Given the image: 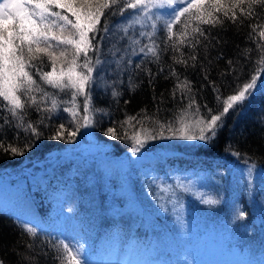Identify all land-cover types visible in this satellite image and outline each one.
Instances as JSON below:
<instances>
[{
    "label": "trees",
    "instance_id": "trees-1",
    "mask_svg": "<svg viewBox=\"0 0 264 264\" xmlns=\"http://www.w3.org/2000/svg\"><path fill=\"white\" fill-rule=\"evenodd\" d=\"M121 4L122 0H118V5L113 6L110 13L106 12L107 20L101 18L100 26L106 24L109 31L100 33L106 36L99 54L104 62L98 66L99 71L93 72L91 126L79 127L83 123L80 119L84 115L83 95L77 96L74 108L71 102L74 90L61 91L41 79L44 72L52 71L51 61L43 54L31 61L36 67L26 69L37 81L30 93L35 103L23 92L18 93L25 107L17 110L18 115L14 117L9 111L10 105L0 98V143L3 144L0 147V264H62L58 257L63 258V264H68L63 245H69L75 252L78 247L65 240V228H73L80 238L85 237L93 254L107 259L106 264H114L108 255L116 249L125 254L144 249L153 260H160L161 253H155L154 249L160 252L161 246L168 255L164 264H174V249L182 246L183 240H190L187 247H192V254L198 256L203 249L197 246L206 238L203 227L185 233L190 235L184 239L173 227L176 219L169 218L172 199L167 196L169 191L163 189L175 185L170 168L201 163L207 168L221 169V174L213 180L217 186L206 191L215 197L222 195L232 180L228 173H223L226 167L244 168L258 174L256 182L264 185V52L261 51L264 38L259 37V31L264 30V12L254 8L256 15L246 18L237 10L235 21L224 18L222 12L215 13L223 21L215 24L191 20L186 42L181 44L185 18L173 24L171 36L167 30L166 21H171L173 8H154L144 15L142 10L121 8ZM229 4L230 0H225V5ZM197 26L205 30L210 39L193 33L192 29ZM193 37L197 38L195 47L187 43ZM202 40H206L207 47L199 42ZM153 44L159 59L151 53L139 52L141 47ZM60 48L67 49L66 58L58 61L55 68L67 71L73 49L65 45ZM191 54L196 56L195 61L189 58ZM89 56H93L91 51ZM182 60H187V65L177 62ZM78 62L83 63L82 56ZM81 70L86 71L77 69ZM253 76L257 77L255 87L243 102L223 116L215 137L208 141L181 138L178 131L181 127L194 124V128L189 126L190 131L197 133V123L221 113L224 100L236 94L245 83H251ZM38 88L48 95L44 96ZM113 91L119 95L114 97ZM66 107L77 111L76 118L63 110ZM29 125L34 126L39 135H35ZM60 125H64L63 138L54 139ZM109 128L116 130L117 138L108 134ZM73 131L76 135L70 138L69 133ZM134 135L144 141L141 150L160 155L151 156L142 165L157 168L155 180L145 184L154 188L146 191L132 170L128 172L131 194L123 192L111 198L112 208V202L105 200L109 191L106 182L101 189L96 184H86V166L101 158L106 162L129 158L135 145ZM151 135L156 138L149 139ZM10 146L17 149L15 154ZM70 168L75 169L72 176H68ZM125 177L121 180L115 177L111 185L114 193ZM60 190L64 191L59 201L61 214L55 208V193ZM162 191L166 199L164 214L157 208ZM239 193V209L236 219L233 222L230 219L228 231L244 232L249 249L260 248L264 253V205L263 216L251 212L252 206L245 194L242 190ZM93 199L97 200L96 204H92ZM193 199H187L188 206L195 205L198 208L195 211L200 213L199 206H204L201 203L198 206ZM215 201L210 204L214 206L212 212L211 208H205L202 213L208 217L205 222H215L223 228L229 223L228 204L225 197ZM19 202L25 203L23 211L34 216V223L26 221L11 206ZM241 212L243 216L239 215ZM211 213L219 217L210 216ZM63 220L66 226L62 230L53 226V223L63 226ZM234 222H237L235 227ZM112 244H116L114 249ZM246 262L241 258L225 264Z\"/></svg>",
    "mask_w": 264,
    "mask_h": 264
},
{
    "label": "snow or ice",
    "instance_id": "snow-or-ice-1",
    "mask_svg": "<svg viewBox=\"0 0 264 264\" xmlns=\"http://www.w3.org/2000/svg\"><path fill=\"white\" fill-rule=\"evenodd\" d=\"M118 5V0H0V98L6 101L9 111L15 117L18 115L17 110H22L25 107L18 93L23 92L29 96V99L35 103V97L30 93L34 90L33 86L37 84L36 79L26 69L36 67L31 64L34 59H39L41 54L46 55L52 64V71L44 72L41 76L48 85L53 88L74 90L71 94V102L75 108L77 96L83 95V112L80 117L83 121L79 127H88L93 123L89 113L92 109L91 86L94 83L93 72L99 71L98 66H102L103 62L100 57L101 42L106 39V36H100V33H108L109 29L101 25V18L107 20L106 12L110 13L113 6ZM247 7H244V6ZM168 6L174 9L171 21H166L169 36L172 35L173 24L181 23V18L184 17L183 31L180 43L184 44L187 37V29L191 20L199 21L203 24L208 23H223L215 13H223V17L235 21L237 19V10L243 17H253L256 13L253 11L257 8L258 11L264 12V0H230L229 5H225V0H122L121 8L131 10H142L144 15H148L154 8ZM53 9H58L54 11ZM135 22L139 23V20ZM99 26V27H98ZM155 30L156 25H152ZM256 29L254 28L253 31ZM126 31V29H125ZM193 33H198L199 37H206L205 30L199 26L192 29ZM91 34V35H90ZM151 37L152 33H141ZM259 37L264 38V30L259 31ZM206 39H210L207 38ZM55 41L56 43H52ZM197 38L193 37L187 43L191 47H195ZM207 47L206 40L199 41ZM60 45L71 46L72 60L67 71L63 68L59 72L56 71L55 65L58 61L62 62L66 58L67 49H61ZM175 50V49H174ZM93 56H89V52ZM264 52V46L261 49ZM144 55H151L159 59L158 52L154 44L152 46L145 45L139 49ZM83 57V63H79L80 57ZM95 57V59H93ZM189 58L193 61L196 56L191 54ZM187 65V60L177 61ZM86 71H77V69ZM257 77L251 78V83H245L243 88L236 94L229 95L224 100L223 110L219 114H212L210 118L201 120L197 123L198 132L191 134L187 126L181 127L178 131L181 133V138L186 140L208 141L211 137L216 136V129L230 109L234 105L243 102L246 96L250 94V90L255 87ZM187 82H185V86ZM133 88L136 85H131ZM37 90L43 92L44 96L48 93L42 88ZM112 95L118 96L116 91ZM175 95V92L173 93ZM56 107V101L53 100V108ZM74 108H64L65 112H71L73 118H76L77 111ZM22 120V117H20ZM129 119H132L131 117ZM181 122H183L181 118ZM123 126V125H122ZM31 131L35 135H39L34 126L29 125ZM163 127V126H161ZM64 125H60L57 135L54 139H61V132ZM171 130V125H169ZM115 129L109 128L108 134L113 138ZM162 135V133H160ZM76 132L69 133V137H74ZM135 140V145L131 151L137 153L140 147H143L144 141L138 136L132 137ZM155 139V135L148 137ZM136 145H139L137 147ZM0 147L3 144L0 143ZM12 153H16L17 149L10 146ZM22 154V153H21ZM206 204H215L212 199L205 200ZM243 216L244 213H239ZM29 232L32 229H28ZM63 252L66 254L68 264H82L78 252L64 244ZM61 259L63 264V258Z\"/></svg>",
    "mask_w": 264,
    "mask_h": 264
},
{
    "label": "rangeland",
    "instance_id": "rangeland-1",
    "mask_svg": "<svg viewBox=\"0 0 264 264\" xmlns=\"http://www.w3.org/2000/svg\"><path fill=\"white\" fill-rule=\"evenodd\" d=\"M61 69H56L59 72ZM185 126L188 127L189 132L190 127L194 128V124H186ZM190 126V127H189ZM186 140V139H184ZM151 156L160 155L158 153L155 154H148L141 149L135 154L130 153L129 158L124 160L114 159L112 161L106 162L104 158H101L97 161H92L91 164L86 166L87 169V183L90 185L96 184L98 189H101L104 182H106L109 191L106 192L105 200H110L109 204L112 202L113 197L118 194H122L126 192L127 194H131V188H129V177L128 172L130 173L132 170L135 171L137 175V181L142 182V185L145 187V190H149L154 188L153 186H145V184H149L151 180H155L157 168L152 169L151 167L142 166L145 163V160L151 158ZM223 173L229 175L232 180H229V185L223 191L222 195H218L215 197L212 193L206 192L207 190H211V188H215L217 184L214 183V179L221 174V169L217 168H207L203 166L201 163L199 164H189L188 166L181 165L174 168H170V172L175 177V185L173 187L165 186L163 189H167L168 195L172 200L169 202V212L171 216L169 218H175V222L173 224L174 228H177L181 232V239L189 237L190 234H185L191 232V230H198V228H204L205 238L200 245L197 247L203 249L198 256L192 254V247L190 246V240L185 239L182 241V246L175 247V255L174 260L176 263L174 264H215V263H227L228 261H234L235 259L245 258L247 264H264V253L260 248L256 249H249V241L246 238L245 233L232 230L228 231L230 223L233 222L234 218L236 219V213L239 209V204L237 203V196L241 195L239 193L240 190L245 194V197L248 199L249 204L252 206L251 212H258L259 215H262V209L264 205V185L259 184L256 182V176L258 174H254L249 172L244 168H229L226 167ZM95 174L92 177V174ZM115 172L117 173L116 176ZM75 173V169L70 168L68 176H72ZM127 173V174H126ZM97 175V176H96ZM126 176V177H125ZM120 180L125 177L123 182H119L118 191L114 193L115 188H112V183L116 178ZM92 178V179H91ZM171 181H169L170 183ZM95 186V185H94ZM31 189V188H30ZM155 190V189H154ZM64 191H56L55 198H56V206L58 213L60 212V199L63 197ZM180 195V196H179ZM154 196L157 198L156 193ZM160 199L157 202L158 211L161 214L166 212L164 209L166 199H164V193L160 194ZM194 198L197 200L198 206L203 204L204 207L199 206L200 213L196 212V206H188L189 205V198ZM222 197H225L226 205L229 208L228 216H230L229 223L225 227H218L215 222H205L208 218L205 216L203 210L210 209L212 212V208L214 206H210V204L204 203L205 200L212 199V200H220ZM224 202V204H225ZM97 200L93 199L92 204H96ZM14 207L16 211H19L21 216L28 222L34 223V216L26 211L25 203H13L11 205ZM128 206V205H127ZM113 208V202H112ZM210 216H216L211 213ZM263 216V215H262ZM230 219L231 222H230ZM56 220V219H55ZM204 220V221H202ZM204 222V223H202ZM63 226L58 227L56 223H53L54 227L57 229H63L66 226L65 221H62ZM168 223V222H167ZM48 225V224H47ZM46 225V226H47ZM237 225V222L232 224L233 227ZM229 226V227H228ZM212 227V228H211ZM64 231V230H63ZM65 240L75 246L78 247V253L82 264H106L108 261L107 259L103 258L102 256L94 255L92 248L85 242L86 238H80L78 234H76L72 229L65 228ZM193 242L195 239L193 238V234L191 236ZM231 239V240H229ZM240 242V243H239ZM241 244V246H240ZM161 246V245H160ZM116 244H112L111 248L114 249ZM158 245V249H159ZM171 248V252L173 251ZM156 249V248H155ZM155 251V253H161L162 257L160 260H153L149 255L147 250H140V251H128L127 254L120 252V250L116 249L113 254L108 255V259L114 262V264H160L168 258V255L165 254L163 247L161 246L160 252ZM144 256V257H142ZM250 259V261L248 260ZM170 264V263H167Z\"/></svg>",
    "mask_w": 264,
    "mask_h": 264
}]
</instances>
